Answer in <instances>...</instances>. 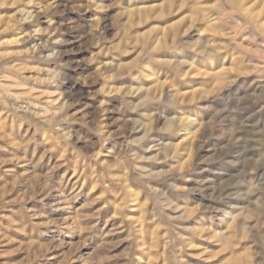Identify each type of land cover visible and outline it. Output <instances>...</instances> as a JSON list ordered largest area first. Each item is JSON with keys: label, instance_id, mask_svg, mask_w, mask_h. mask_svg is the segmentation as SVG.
<instances>
[{"label": "rangeland", "instance_id": "obj_1", "mask_svg": "<svg viewBox=\"0 0 264 264\" xmlns=\"http://www.w3.org/2000/svg\"><path fill=\"white\" fill-rule=\"evenodd\" d=\"M94 3L0 0V264H257L264 0Z\"/></svg>", "mask_w": 264, "mask_h": 264}, {"label": "clouds", "instance_id": "obj_2", "mask_svg": "<svg viewBox=\"0 0 264 264\" xmlns=\"http://www.w3.org/2000/svg\"><path fill=\"white\" fill-rule=\"evenodd\" d=\"M89 7H95L99 11L104 10L100 5L95 4L94 0H90ZM181 7H182V5H181ZM197 43H199V41H197ZM57 75H59V74H57ZM66 119L71 121L72 117L68 116V117H66ZM76 119L83 125V128L85 129V131H83L82 133L77 134V138L79 140L85 141V143L88 145L89 150L92 153V157L95 158L96 155L99 153V149L103 147V140L101 139L100 141H92L88 136V132H94V131H96V129L91 127L87 122H85L83 117H77ZM136 123H139V121H136ZM168 127L171 128V123H169ZM62 138L66 139V140L71 139L70 136H64ZM141 139H143V138H141ZM133 143H139V141H133ZM53 146L55 147L57 145H53ZM41 191H44V189L42 188ZM49 191H51V190L49 189ZM47 194H48V192H45V195H47ZM36 195H39V193H36ZM254 255H255V257H260V259L257 261V264H264V248H262V250L260 252H256Z\"/></svg>", "mask_w": 264, "mask_h": 264}]
</instances>
